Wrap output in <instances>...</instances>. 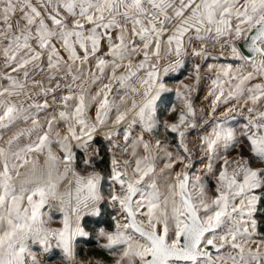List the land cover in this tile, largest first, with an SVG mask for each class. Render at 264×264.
Returning <instances> with one entry per match:
<instances>
[{"label": "snow or ice", "instance_id": "obj_1", "mask_svg": "<svg viewBox=\"0 0 264 264\" xmlns=\"http://www.w3.org/2000/svg\"><path fill=\"white\" fill-rule=\"evenodd\" d=\"M0 22V130L9 133L6 139L0 136V264H47L41 257L57 249L63 264L78 255L79 238L90 236L87 224L78 215L73 222L72 213L82 203L100 200L101 177L75 175V196L71 191L57 196L51 179L60 159L69 171L73 142L88 147L95 125L111 114L113 82L126 92L125 110L116 109L115 123L135 113L114 132L126 148L135 150L147 140L133 138L136 120L150 131L161 104L163 111L173 110L170 132L183 146L185 131L180 129L194 114L192 105L186 101L188 116H177L174 103H165V97L173 92L182 96L192 88L169 89V68L162 76L155 60L162 52L182 57L191 45V55L198 59L190 78L200 83L199 59L205 58L210 39L234 61L213 69V107L221 100L227 104L243 98L247 118L239 138L237 129L215 125L211 135L205 127L199 139L209 152L222 143L228 156L242 141L240 161L235 168L231 161L223 167L209 162L220 183L211 202L202 199L198 206L189 189L198 184L204 196L206 188L191 171L177 173L174 181L169 178L165 196L153 182L156 166L150 155L135 161L133 178L113 159L108 203L119 214L108 225L97 223L95 236L111 264H264V238L255 239L258 207H264V164L257 163L264 161V0H0ZM85 68L93 83L108 79L97 92L95 124L89 123L86 89L78 83ZM69 80L81 90L65 83ZM137 80L147 98L139 105L128 99L129 92L137 91ZM155 147L164 151L159 141ZM143 150L150 152L147 143ZM165 155L169 162L164 168H181L180 163L173 165L171 153ZM21 169H26L24 179ZM45 171L49 182L42 183ZM50 199L59 204L46 213ZM100 209L92 211L102 216ZM88 264L104 261L89 259Z\"/></svg>", "mask_w": 264, "mask_h": 264}, {"label": "clouds", "instance_id": "obj_2", "mask_svg": "<svg viewBox=\"0 0 264 264\" xmlns=\"http://www.w3.org/2000/svg\"><path fill=\"white\" fill-rule=\"evenodd\" d=\"M225 56L220 52L219 45L212 39L207 41V49L204 59H199V63L203 66L204 62L213 58V60H218V57ZM191 60V67L194 65L198 58L191 55V45H187L182 57H176L174 54L165 55L163 52L161 56L155 60L158 70L161 71L162 76L164 75L163 69L169 68L168 75L173 76L178 74L181 70L184 69L186 62ZM179 60V63L177 61ZM219 63H208L206 68H203L201 75L200 83L190 78L194 73H189L184 79L179 80L178 83L169 86L168 88L173 91L183 92V85H188L192 88L191 93H186L182 96H175L174 110L175 114L178 116L183 113L188 116V110L185 107L186 101L190 102L192 105V112L194 113L191 116H188V120L183 126L182 131H185V136L183 138V146H181V139L179 136H175V143H172V138L169 137L168 133L170 132V125L172 121L169 117H173V110L169 109L167 115L161 117L160 112L155 115V125L151 128L150 131H145L142 126H140V121L136 120V129L133 132V138H139L140 136H146L147 140L140 143L135 150L128 146L126 148L125 142L122 138L116 137L114 132L119 131L121 127L125 126L127 123L132 121L135 118L134 112H129L125 121L117 125L113 119V116L116 112V109L119 108L121 111L125 110V104L122 103V98L125 97L126 92L124 89L118 87L115 82H113V88L115 89L111 96L110 100L113 102V108L111 114L105 120L104 124H96L95 131L89 143L88 147H81L80 142H73L74 147L72 151V161L69 166V171L65 172L63 160L60 159L56 165V170L52 173L51 183L56 184V193L57 196L64 195L67 192H73L75 196V175H96L101 177L98 187L97 194L100 196L99 201L89 200L86 204H81L76 212L72 213L73 222L76 221L77 215L81 217V222L87 225H96L97 223H106L107 215L109 214L106 210L111 209L115 215L119 214V211L116 206L108 203L110 200L109 189L112 187V182L109 178L110 172L113 168L112 160L117 161V167L122 173H127L128 178H133L136 171L135 161L137 159H142L146 155H150L152 160L155 163L156 170L153 175V182H156L159 185V190L162 195H167L169 189L167 184L175 180L176 174L179 172L191 171L193 176H200L201 182L205 185L206 192L204 196H201L199 193V185L194 184L189 190L192 192L194 202L199 206L202 199H207L208 202H211L213 198V193L215 192V186L218 185L219 179L214 171H209L208 164L211 162L213 167L216 164H221L223 167V162L231 161V166L236 167L238 161L241 157L240 152V143L235 145V154L228 156V153L225 152L223 144L219 143L216 145L215 151L209 152L206 146V142L199 137L205 135L202 131L205 127L208 129V135L212 134V128L215 125H223L224 127H233L237 129L236 136L240 137L242 134L239 129L242 125L234 126L232 121L237 117L247 118V113L243 112V98L234 99L229 101L227 104L223 100L218 102L215 107H213L212 101L216 95V89L212 85V81L216 79V71L219 69ZM211 66V67H209ZM213 69H216L214 71ZM209 80L207 94L203 97L200 103H197V92L198 88L204 80ZM66 84H72V82L66 81ZM78 83H82L84 89H86V96L88 102V119L90 124H95V116L91 115V109L93 106H97L98 100L100 99L97 96V92L103 87L104 84L108 83L107 78H102L101 80L93 83L91 78L88 76L87 68L84 70L83 79ZM95 86V90L93 87ZM133 86L137 88L136 93H128V99H135L139 105L147 98L144 97L143 92L144 88L139 84V81L133 83ZM72 87L76 92H79L81 89L77 84H72ZM225 92H227V85L225 86ZM211 97L210 103H205ZM226 98V97H225ZM23 99V98H21ZM234 101V103H232ZM219 109H223L218 111ZM233 109V111H229ZM175 119V117H174ZM193 125H196L194 128ZM23 126V125H21ZM112 133L111 137L109 134ZM194 133V135H190ZM0 136H4L0 134ZM102 137L103 141L107 142L108 153L110 154V163L105 160L104 156L101 155V148L97 147L96 143H93L94 137ZM111 138L112 143H109ZM159 141L164 148V151L156 149L155 142ZM147 143L150 148V152L146 153L143 150V144ZM119 144V147L115 145ZM187 148V151L184 149ZM232 149L230 148L229 151ZM56 151L57 156L60 155L59 151ZM133 151L136 152V155H133ZM171 153L172 163L181 164V168L176 169L175 172L171 168H164V165L169 162L165 153ZM82 153V155H80ZM186 157V158H185ZM41 164H43L44 156L43 154L39 157ZM247 160V157H244ZM258 164H264V161H257ZM107 165V166H106ZM195 169V170H193ZM26 169H21L20 179H24V173ZM42 183L49 182L47 172L45 171L44 176L41 180ZM146 190H151L147 188V182L145 183ZM59 204L58 200L49 201L48 207L45 209V212L55 210L56 206ZM73 207H75V199H73ZM104 205L103 209H100V205ZM100 209L103 212L101 216L99 212L93 213L92 209ZM202 211V209H201ZM87 218V219H86ZM53 227L56 226L54 223ZM90 233V232H89ZM55 246V245H53ZM43 260V257H41ZM56 264H62L61 260H58ZM63 264H88V260L81 259L78 255L74 260H69L63 262Z\"/></svg>", "mask_w": 264, "mask_h": 264}, {"label": "trees", "instance_id": "obj_3", "mask_svg": "<svg viewBox=\"0 0 264 264\" xmlns=\"http://www.w3.org/2000/svg\"><path fill=\"white\" fill-rule=\"evenodd\" d=\"M181 77H182L181 74H179L177 75L176 79H180ZM97 141H99V143L97 144V147H100L101 145H103V147L101 148V155L104 156L105 160L110 163V154L108 153V147L106 143L101 139H96L95 143ZM106 211L109 214L107 215L105 225H108L111 222V216L115 215V213L111 209H107ZM256 219L258 223V233H259L258 236L264 237V207H258ZM95 229H96V225H87V230L90 232V237L88 239L78 240L79 242V245L77 246L78 256L84 257L85 254L86 256H95V257L99 256V257H102L104 261L106 260L110 262L108 260L109 256L107 255V253L99 248L96 239L93 237L95 235Z\"/></svg>", "mask_w": 264, "mask_h": 264}, {"label": "crops", "instance_id": "obj_4", "mask_svg": "<svg viewBox=\"0 0 264 264\" xmlns=\"http://www.w3.org/2000/svg\"><path fill=\"white\" fill-rule=\"evenodd\" d=\"M36 2V0H33V3H35ZM1 23V22H0ZM208 63H219V64H227V63H234V61L233 60H231V61H225L224 59L223 60H213V58H211V57H209V59L208 60H206L205 62H204V68H206L207 67V64ZM95 69L93 68V71H94ZM174 75H176V74H174ZM169 77H171V76H169ZM170 80V78H168V80H167V83H168V85H171L172 83H175V82H177V81H172V82H170L169 81ZM210 83V81L209 80H204V85H203V90H202V93H200V95H199V97L197 98V103H200L201 102V100H203V97L207 94V88H208V84ZM93 90H95V86L93 87ZM62 91L63 92H65L66 93V89H62ZM169 100H171V103H175V94H174V92L173 93H169V94H167L166 95V97H165V102L166 103H169ZM210 101H211V97H209V100L207 101V102H205V103H210ZM232 103H234V101L232 102ZM93 107H95V106H93ZM165 107V105L164 104H161V111H160V114H161V117L163 118V116H166L167 115V112H165V111H163V108ZM220 110H223V109H219L218 111H220ZM91 114V113H90ZM237 118H240L241 119V125L243 124V123H245V120H244V118L243 117H237ZM169 119L171 120V121H173L174 120V115H173V117H169ZM236 121V120H235ZM235 121H232V124L233 123H235ZM168 135H169V137H171L172 138V141H173V143H175L176 142V140H175V134L174 133H171V132H169L168 133ZM190 135H194V133H190ZM177 170H178V168H177ZM90 237V236H89ZM89 237H85V238H79V239H88ZM98 243V242H97ZM79 245V242H78V244H77V246ZM34 250H38V249H35L34 248ZM81 259H85V260H89V259H92V260H97V259H100V260H103V258L102 257H99V256H97V257H95V256H86V254H85V256L83 257H80ZM43 259H45L46 261H47V264H56V262L58 261V260H61V254H60V252H59V250L57 249V250H55V252L53 253V254H51V255H49V256H46V257H43ZM110 262H111V258H110V256H109V259H108ZM104 261V260H103ZM106 262H108V261H104V264H108V263H106Z\"/></svg>", "mask_w": 264, "mask_h": 264}, {"label": "rangeland", "instance_id": "obj_5", "mask_svg": "<svg viewBox=\"0 0 264 264\" xmlns=\"http://www.w3.org/2000/svg\"><path fill=\"white\" fill-rule=\"evenodd\" d=\"M0 27H3V24H2V22L0 23ZM218 59L219 60H225V61H231L232 59H231V57H227V56H220V57H218ZM202 68H204V64H203V66H202ZM190 71H191V60L189 59V61L188 62H186V64H185V66H184V69L183 70H181V72L180 73H178V74H176V75H173V76H171V77H169L170 78V82H172V81H177V82H175V83H172L171 85H174V84H176V83H178L179 82V80H182V79H184V77L185 76H187L189 73H190ZM179 74H181V78L180 79H176V77H177V75H179ZM171 85H169V86H171ZM203 85H204V81L201 83V85L199 86V88H198V92H197V98L199 97V95H200V93H202V88H203ZM166 103V102H165ZM169 103H171V100H169ZM165 105V104H164ZM91 115H93L94 116V114H95V107H93L92 109H91ZM236 120V121H235ZM234 121H235V123H233V125L234 126H236V125H241V119L240 118H236ZM0 134H3L4 135V138L6 139L7 138V135L9 134V133H6V132H4L3 130H0ZM98 139H101V140H103V138L102 137H99L98 136ZM105 142V141H104ZM106 143V145H107V142H105ZM172 143H173V141H172ZM82 154V153H81ZM233 154H235V151L233 152ZM179 169V168H178ZM193 170H195V169H193ZM95 239H96V236L94 235L93 236ZM261 238H264V237H259V236H257V237H255V239H261ZM96 241H97V239H96ZM98 244V243H97ZM253 248L255 249V245H253ZM35 249H37V248H35ZM37 251H39V249L37 250ZM215 254V253H214ZM111 258V257H110ZM111 260H112V258H111ZM106 263H108V264H111V262H106Z\"/></svg>", "mask_w": 264, "mask_h": 264}, {"label": "built area", "instance_id": "obj_6", "mask_svg": "<svg viewBox=\"0 0 264 264\" xmlns=\"http://www.w3.org/2000/svg\"><path fill=\"white\" fill-rule=\"evenodd\" d=\"M98 139V136L97 137H94V140H93V143H95V140Z\"/></svg>", "mask_w": 264, "mask_h": 264}, {"label": "water", "instance_id": "obj_7", "mask_svg": "<svg viewBox=\"0 0 264 264\" xmlns=\"http://www.w3.org/2000/svg\"><path fill=\"white\" fill-rule=\"evenodd\" d=\"M244 51H245V53L247 54V49H246V48L244 49ZM213 252H214V250H213Z\"/></svg>", "mask_w": 264, "mask_h": 264}]
</instances>
